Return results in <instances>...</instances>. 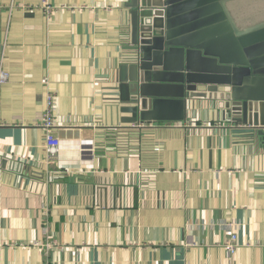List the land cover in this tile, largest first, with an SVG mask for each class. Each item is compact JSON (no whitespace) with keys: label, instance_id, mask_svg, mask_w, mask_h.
I'll list each match as a JSON object with an SVG mask.
<instances>
[{"label":"crops","instance_id":"1","mask_svg":"<svg viewBox=\"0 0 264 264\" xmlns=\"http://www.w3.org/2000/svg\"><path fill=\"white\" fill-rule=\"evenodd\" d=\"M48 1L49 15L43 0H0V264H264V161L249 138L194 112L116 128L105 96L128 0Z\"/></svg>","mask_w":264,"mask_h":264},{"label":"water","instance_id":"2","mask_svg":"<svg viewBox=\"0 0 264 264\" xmlns=\"http://www.w3.org/2000/svg\"><path fill=\"white\" fill-rule=\"evenodd\" d=\"M251 5L264 16V0H128L129 45L105 96L116 128L203 113L264 161V27L240 31L226 10Z\"/></svg>","mask_w":264,"mask_h":264},{"label":"built area","instance_id":"3","mask_svg":"<svg viewBox=\"0 0 264 264\" xmlns=\"http://www.w3.org/2000/svg\"><path fill=\"white\" fill-rule=\"evenodd\" d=\"M43 5L45 12L49 15L55 9L54 6L50 4L48 0H43ZM9 80V75L2 68H0V86L5 84ZM55 108H56V96L49 92L47 95L46 102V113L44 115V120L42 123V128L45 130L47 138H46V153L50 161L57 159V155L60 152V141L54 138L53 129L56 127L55 125ZM134 126V125H133ZM140 128L145 127H154V124L151 125H138ZM234 224L230 223L229 227V235L224 242V249L228 258L232 257L236 251L238 250V235L234 231ZM55 242L49 241L46 244L42 245V249H50ZM49 264V263H46Z\"/></svg>","mask_w":264,"mask_h":264},{"label":"rangeland","instance_id":"4","mask_svg":"<svg viewBox=\"0 0 264 264\" xmlns=\"http://www.w3.org/2000/svg\"><path fill=\"white\" fill-rule=\"evenodd\" d=\"M255 6L256 9H250L246 13H241L242 15H246L241 21L237 20V15L235 13V7H226V10H228V14L230 18L232 19L233 23L238 27L240 31H248L251 28L264 27V16L262 14V11H258L260 8L258 5H252ZM251 31V30H250Z\"/></svg>","mask_w":264,"mask_h":264}]
</instances>
